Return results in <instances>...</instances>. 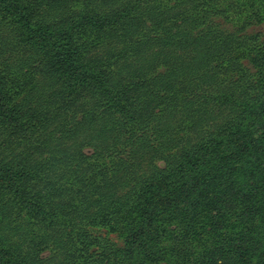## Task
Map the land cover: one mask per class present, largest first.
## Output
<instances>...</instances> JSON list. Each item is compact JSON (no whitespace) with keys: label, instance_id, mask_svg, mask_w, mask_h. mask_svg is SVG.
<instances>
[{"label":"trees","instance_id":"trees-1","mask_svg":"<svg viewBox=\"0 0 264 264\" xmlns=\"http://www.w3.org/2000/svg\"><path fill=\"white\" fill-rule=\"evenodd\" d=\"M156 1L0 0V30L3 34L0 37V53L3 51L2 54L7 55L0 60V85L4 91L8 90L0 91V127L4 126L0 130L9 128L13 135L23 131L25 146L20 151L24 153V148L32 145L31 136L36 133L32 131V127L34 130L40 129L37 131L39 138L35 139V143L43 147L44 152L43 157L41 152L39 158L34 161L30 156L32 154H28L29 159L32 160V165H28V168L21 170L15 166V169H10L9 173L4 171L3 174L0 170V186L2 183L6 186L12 183L11 188L6 190L9 198L3 201L2 208L11 211L7 207L9 205L12 210L17 209L20 201L24 199V190L29 186L33 188L31 186L33 181L36 184L44 182L42 188L45 189L49 185L45 181L51 178L52 173L49 164H57L54 162L57 159L56 154H52L53 151L50 149L46 151L54 141L52 137L54 130L46 132L38 126H30L34 118L39 126L45 125L47 120H40L34 112L28 115L20 106L23 107L21 99L7 97V95L14 96L17 90L27 85L24 81L27 78L22 74L24 67L51 79L52 85L59 82L51 92V97L58 103L59 110L69 108L72 102H76L75 96L86 93L89 88L92 91V102L88 111L92 114V119L99 121L97 133L101 135L106 130L111 133V129L115 128L110 123L112 114L127 112L132 119L144 100L140 98L128 104V99L121 88L110 83L106 84V80L101 79L103 74L99 71V65L107 64L108 59L114 58L111 51L119 46L117 56L120 54L124 56L122 51H125L127 46L137 43V40H134V37L130 38V35L138 36L149 40L155 46V53L158 56H168L172 60V63L165 64L164 77H167V81L159 88L161 91H167L168 81L171 80L188 90L190 95L186 99L185 104L188 105L184 106V113L189 111L191 115L197 116L195 129L199 141L189 149L186 145L180 146L182 141L178 137L179 146L177 145L174 156L170 155L167 147L159 145L157 158L160 165L155 164L158 168L151 165L154 172L139 179L138 189L142 194H155L157 191L159 193L166 183L178 185L172 187L165 195H158L163 202L168 201L165 204L168 207L167 213L158 214L156 217L152 207L147 209L143 199L138 201L141 196L136 198L135 195L131 202L132 206H128V199L118 205L117 218L121 221H129L131 224L135 223V220L156 221L152 222V227L156 224L167 225L168 221L182 224L184 228L176 229V232L181 233H178L174 240L179 247L173 248V251L179 248L187 250L181 251L183 264H264V135L256 138H251L249 135V128L254 124L264 132V94L256 99L255 103L245 104L246 107L233 116L234 121L229 125H211L210 132L205 130L209 127L206 124L207 120H211L224 110L218 98L217 108L213 105L207 106L214 101L208 91L222 84L217 74L221 71L223 50L230 46L234 47L235 73L246 81V85L249 79L243 78V70L237 62L245 53L250 63L263 67L260 63L264 55H259L262 49H257L258 44L253 46L257 42V35H243V20L239 29L235 21L234 32L218 28L212 31L195 30L201 24L194 28L187 19H190L198 8L203 16L208 14L207 9L211 8V3L217 9L216 0ZM244 2L242 0V3L239 1V4H236L235 16L252 21V25L261 22V19H264V0H250L243 5ZM170 3L172 4L169 6ZM179 8H182V14L176 18L167 15L177 12ZM177 18L179 19L176 20ZM226 18L229 17H222L225 20ZM190 29L195 30L197 36H193ZM253 37L256 42L253 41ZM132 51L128 58L137 56L140 50ZM255 51L258 55L254 54ZM15 55H18L17 60L13 59ZM19 57H23V60L18 61ZM8 58H12L14 62H9ZM213 61L217 62L216 72L206 74V68ZM222 63L225 70L232 71L231 63L228 64L226 60ZM177 67H179L178 71ZM198 72L204 73L203 76L193 78V73ZM258 72L263 74L258 73L259 78L252 83L258 91L264 93V70ZM205 83L208 85V91L203 90ZM252 83H248L249 88ZM78 88L80 89L77 90ZM70 90L73 98L68 104L65 95ZM170 97L174 99V95ZM172 98H169V104ZM225 103L226 101L223 102ZM161 109L159 115H166L164 108ZM59 114L62 115L61 111ZM66 123L68 126L65 132L69 135H76L80 131L78 127L88 131L90 126L88 119L78 121L72 116L66 119ZM178 125L175 123L177 130H179ZM117 133H122V130L119 129ZM108 137L114 139L110 134ZM157 139L158 145L161 140L159 134ZM228 142L233 151L230 152L229 159L217 153L214 155L216 157L210 158L215 153V149L219 150L220 147H224L222 144ZM124 145L133 147L134 142ZM208 146L212 147L211 152ZM138 150L136 149L135 152ZM66 151L68 149H60L59 152L64 155ZM149 160L154 164L152 158ZM109 163L111 167L114 166L112 161ZM117 168L119 172L125 173V168L122 167V161L119 159L114 170ZM68 169L70 173H74L72 167ZM10 172L17 176L15 180L12 179ZM259 177L262 179L259 180ZM100 180L99 183L105 184V178ZM229 198L233 202L226 204ZM27 205L31 204L27 203ZM161 205L158 203V207ZM247 212L252 213L250 219L246 217ZM151 213L155 218L149 219ZM109 218H115L113 209ZM36 219L37 216L34 217V220ZM16 220L20 224L18 227L11 226V223L9 225L7 222H0V227L15 234V232L20 233L23 226L25 230L22 234L27 237L29 224L19 217ZM140 221L135 223L136 226L146 225ZM139 238L141 236L135 233L126 234L125 240L130 242L125 250L128 252L124 253L120 264H138L135 258L140 251ZM152 243L153 240L150 241L151 246ZM0 245L4 246V243L1 241ZM153 248L155 249L153 246L148 250V258L145 259L144 264H155L156 256L152 251ZM131 249L135 250L133 254ZM161 252H158V259L162 256ZM11 257L10 251L0 249V264H10L13 258ZM16 260L19 261L18 258ZM20 262V264H40L43 261L29 260L26 257Z\"/></svg>","mask_w":264,"mask_h":264},{"label":"rangeland","instance_id":"rangeland-1","mask_svg":"<svg viewBox=\"0 0 264 264\" xmlns=\"http://www.w3.org/2000/svg\"><path fill=\"white\" fill-rule=\"evenodd\" d=\"M239 1L242 3V0ZM239 1L216 0L217 9L211 3V8L207 9L208 14L206 13L203 16L200 8H198V11H194V14L187 20L194 28L201 24L195 30L212 31L218 28L219 30L232 32L235 29V26H233L235 21L239 29L240 22L243 20V35H257L256 40L258 43L253 37V41L256 42L253 46L258 44L257 49H262L259 55L263 56L264 19L252 25V21L238 15L235 16L236 4L238 5ZM243 1H245L244 5L250 0ZM186 7L187 5H185ZM179 14H182V8L167 15L176 18ZM223 16L229 18L225 20L222 19ZM190 30L193 36H197L195 30ZM1 34L2 30H0V37L3 35ZM133 37L134 40H137V43L130 47L127 46L126 50L122 51L124 56L122 54L117 56L119 46L111 51L114 58L108 59L107 64L103 63L101 65L100 63L99 65V71H102L103 74L101 79L106 80V84L110 83L121 88L128 99V104H132L134 100H140V98L144 100L143 105L137 108L132 119H130L131 116L127 112L112 114V122L110 123L115 128L111 129V133L107 130L101 135L97 133L96 128L99 121L92 119V114L89 113V106L92 102V91L89 88L86 93L76 95V102H72L69 108L59 110L58 103L51 97L52 88L58 86L59 82L52 85L51 79L42 77L31 68L24 67L22 74L27 78L24 79L27 85H24L23 89L17 90L14 96L7 95L9 98L21 99L23 107L20 106L27 111L28 115H32V112H34L40 120H47L45 125L39 126L34 118L35 120L33 119L30 126H38L45 129L46 132L54 130L52 136L54 141L46 151L50 149L53 151L52 154H56L57 158L54 161L57 163L56 165L49 164L52 171L51 178H47L45 181L49 185L43 189L44 182L36 184L33 181L31 184L33 188L29 186L24 190V199L20 201L17 209L12 210L11 206L8 205L7 207L11 211L3 210V201L9 198V193L6 190L11 188L12 183L7 186L2 183V186H0V222H7L9 225L11 223V226L18 227L20 224L16 218L19 217L29 224L27 237L22 234L25 230L23 226H21L22 231L20 233L15 232V234L0 227V242L4 243V246L0 245V249L11 252L13 258L11 257L10 264H20L21 259L26 257L29 260H42L43 262L40 264H120L124 253L128 252L125 250L130 242L125 240V236L131 233L141 236L139 238L140 242H138L139 255L135 258L138 264L140 262L144 264L143 262L148 258V250L153 246L155 247L152 250L156 256L155 264H183L181 251L187 250L179 248L175 250L177 252L173 251V248L179 247L174 240L176 235L181 233L176 232V229L184 228L182 224L168 221L167 225L156 224L152 227V222L156 221L148 219L135 220V223L140 221L142 224H146L138 227L135 223L131 224L129 221H121L117 218L118 205L128 199V206H132L131 202L134 200L135 195L136 198L141 196L138 201L143 199V204L147 209L152 207L156 217H158V214L167 213L168 207L165 204L168 201L163 202L158 195H165L172 187L178 185L166 183L164 189L159 193L157 191L155 194H142L138 189L139 179L154 172L151 165L154 167L155 164L160 165L157 158L159 145L167 147L168 152L171 153L170 155L174 156L175 150L179 146L177 143L178 137L182 141L180 146L186 145V148L189 149L199 141L195 129L197 116L191 115L189 111L184 113V106L188 105L185 102L190 95L188 90L181 84L171 80L168 81L169 89L167 91H161L159 88L163 82L167 81V77H164L165 64L172 63V60L168 56H158L155 53V46L149 40L130 35V38ZM133 49L140 50L138 55L128 58ZM223 52L220 63L221 71L217 74V78L222 80V84L216 85L210 91L207 90L208 85L206 83L203 86V90L208 91L210 98L214 100L207 106L213 105L217 108L216 103L219 99L220 104L222 103L221 108H224L217 116L207 120L206 124L209 127L206 125L205 130L208 132L212 130L211 125H229L231 121H234L233 116L246 107L245 104L255 103L256 99L261 98V95L264 94L258 91L252 83L259 78L258 73L263 74L258 70H264V57L261 59L260 64L263 65L261 68L250 63L246 59L245 53L244 57L237 62L243 70V78L249 79L248 83H252L249 88L248 83L245 85L246 81L235 73L236 54L234 47L230 46L224 49ZM2 53L4 52L0 53V60L7 56ZM254 54L258 55V52L255 51ZM17 56H13V59L17 60ZM22 58L19 57L18 61H21ZM14 60L8 58L9 62H14ZM224 60L228 64H232V71L224 69L222 63ZM216 66L217 62L213 61L206 68L207 72L205 73H215ZM178 70L179 67H177ZM203 74L201 72L193 73L192 77H202ZM240 78L241 81H239ZM0 91L6 92L8 90L4 91L0 85ZM35 91L36 93H34ZM70 92L71 90L65 95L68 104L73 98ZM171 95H174V99L170 97ZM206 97L208 98V95ZM169 98H172L170 104ZM224 100L226 101L225 104H223ZM260 101L262 100L260 99ZM162 107L166 115H159ZM59 111L62 113L61 116ZM71 116L78 121H87L88 119L90 121L89 130H81L78 127L80 131L76 135L66 133L68 126L66 119ZM175 123L179 124V130L175 128ZM161 124L163 125L160 128ZM0 128L3 129L4 126ZM32 129L36 133L31 136L32 145L26 146L24 153L20 151L25 146L22 138L23 131L13 135L9 128L0 130V170H2V174L4 171L9 173V170L15 169V166H18L19 169L28 168V165H32V160L39 158L41 152L42 157L44 156L43 147L35 143V139L39 138L37 131L40 129L36 128L34 130L33 127ZM119 129L122 130L120 134L117 133ZM108 134L114 139H110ZM158 134L161 140L157 145ZM249 135L251 138H256L263 136L264 132L257 124H254L249 128ZM132 142H134L133 147L124 145L126 143L132 144ZM74 144L77 148L74 147ZM222 145L224 147H220L219 150L215 149V153L211 154L212 157L210 158L216 157L214 155L217 153L229 159L230 152H233L231 151V145L229 142ZM60 149H68V151L64 152L63 155L59 152ZM136 149L139 150L135 152ZM208 150L211 152L212 147L208 146ZM123 152L127 153L122 154ZM28 154H32L30 155L32 160L29 159ZM150 158L154 160V164L150 162ZM118 159L122 161L125 173L123 171L119 172V168L114 170L117 167ZM110 161L114 164L113 167H111ZM68 167H72L74 173H70ZM10 175L13 180L17 177L13 172H10ZM100 178H105V184L99 183L101 182ZM260 179L262 177H259ZM258 188L260 189V187ZM231 201L233 202L229 198L226 204ZM27 203L31 205H27ZM158 203L162 205L158 207ZM259 204L262 206L261 201H259ZM112 209L113 212L115 211V218L110 219L109 214ZM35 216H37L36 220H34ZM246 217L250 219L252 213H249ZM152 218H155L153 213H151L149 219ZM171 226L173 228H170ZM152 240L153 246L150 245ZM134 252L135 250L131 249V253ZM158 252H161L162 255L159 259Z\"/></svg>","mask_w":264,"mask_h":264}]
</instances>
